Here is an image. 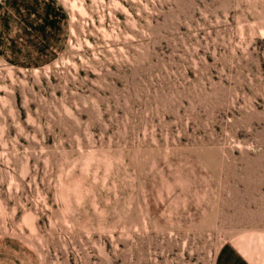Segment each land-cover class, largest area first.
<instances>
[{
	"label": "rangeland",
	"instance_id": "374dc122",
	"mask_svg": "<svg viewBox=\"0 0 264 264\" xmlns=\"http://www.w3.org/2000/svg\"><path fill=\"white\" fill-rule=\"evenodd\" d=\"M0 2L26 51L0 58V236L40 264L264 244V0Z\"/></svg>",
	"mask_w": 264,
	"mask_h": 264
},
{
	"label": "crops",
	"instance_id": "0c3cea01",
	"mask_svg": "<svg viewBox=\"0 0 264 264\" xmlns=\"http://www.w3.org/2000/svg\"><path fill=\"white\" fill-rule=\"evenodd\" d=\"M7 12L10 11L8 10ZM5 13V9L0 8V58L11 65L24 68L21 64L15 62L12 57L18 56L20 59H23L26 51L22 47H20V49H22L19 50L18 47L12 45L10 39L12 37L13 40L22 41L25 38L23 39L21 36L22 34L20 35L18 33L16 25H12V29L10 30L4 29L6 20ZM37 54V50H31V55L33 57ZM147 198L150 210L154 211L157 216L166 218L164 216V205L160 204V206L156 203L154 197H150V194ZM159 198H161V196ZM170 198H172L171 195ZM185 211L186 209L183 213H187L190 218H193V208ZM181 215L183 214L180 213L179 215V212L173 215L171 214L168 220H182L183 217ZM0 264H40V262L34 252L20 241L9 236H0ZM212 264H264V244L261 239L255 240L253 236H236L232 240L223 243L218 248Z\"/></svg>",
	"mask_w": 264,
	"mask_h": 264
},
{
	"label": "bare ground",
	"instance_id": "6f19581e",
	"mask_svg": "<svg viewBox=\"0 0 264 264\" xmlns=\"http://www.w3.org/2000/svg\"><path fill=\"white\" fill-rule=\"evenodd\" d=\"M24 221L26 220V215L23 217Z\"/></svg>",
	"mask_w": 264,
	"mask_h": 264
}]
</instances>
